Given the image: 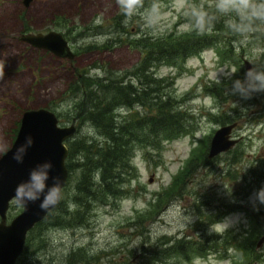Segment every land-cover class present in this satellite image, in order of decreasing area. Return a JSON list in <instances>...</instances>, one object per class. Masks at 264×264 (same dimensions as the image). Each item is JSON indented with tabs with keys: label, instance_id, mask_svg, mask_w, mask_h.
<instances>
[{
	"label": "rangeland",
	"instance_id": "374dc122",
	"mask_svg": "<svg viewBox=\"0 0 264 264\" xmlns=\"http://www.w3.org/2000/svg\"><path fill=\"white\" fill-rule=\"evenodd\" d=\"M145 1V8L159 5V21L152 28L145 27L141 16L126 20L115 0H32L28 6L22 0H0V155L11 146L27 108L53 110L60 125L74 121L75 138H102L90 121L74 116L78 108L68 84L76 71L92 77L118 75L157 39L163 49L179 38L205 41L199 52L177 62L156 61L153 69L158 77L172 78L162 90L183 99L179 106L189 111L195 128L161 138L159 146L135 145L133 174L123 178L119 194L92 198L84 223L66 214V224L47 220L32 228L15 264H264V244L256 247L261 224L251 215L260 206L264 210L253 199L264 187V93L249 99L234 96L227 79L233 68L234 78L243 79L245 59L251 66L264 65V33H235L230 18L197 32L189 15L192 6L212 13L213 0ZM49 30L64 35L73 59L19 38L23 32ZM130 111L121 109L125 115ZM231 122L236 125L230 136L237 142L208 157L214 131ZM75 169L62 188L61 200L70 212L77 207ZM21 210L13 199L7 221ZM212 219L218 221L210 224ZM212 233L228 238L207 242L216 249L198 251L197 243L205 246L204 237ZM183 238L191 245L183 242L184 250H173ZM80 248L97 257L85 261L76 254Z\"/></svg>",
	"mask_w": 264,
	"mask_h": 264
},
{
	"label": "trees",
	"instance_id": "16d2710c",
	"mask_svg": "<svg viewBox=\"0 0 264 264\" xmlns=\"http://www.w3.org/2000/svg\"><path fill=\"white\" fill-rule=\"evenodd\" d=\"M152 43L153 46L146 50L140 60L123 73L92 77L85 72L76 71L75 77L69 81V96L72 97L73 107L78 108L74 116L78 120L82 116L81 121H90L99 129L102 138L94 135L75 138L73 135L68 140L66 166L69 172L79 169L74 194L77 207L72 212L67 211L60 200L32 228L47 220H51V224H66V214H70L75 222H86L92 198L109 194L112 196L123 190V178L133 174L134 166L131 162L135 145L159 146L161 138H173L195 128L190 123L189 111L179 106L183 99H173L168 91L162 90L165 88L163 84L168 87L171 85L172 78L169 75L158 77L153 69L156 61L177 62L176 58L184 60L189 54L199 52L205 41L200 36L179 38L167 49H163V41L160 39ZM176 53H180V56ZM121 109L131 111L125 115ZM96 173H99V177ZM251 215L261 224V235L264 232L262 206L251 212ZM217 221L212 219L209 223ZM204 238L206 245L203 246L204 242L197 243L198 251L207 246L216 249V246L207 242L216 244L218 240L227 239L228 235L212 233ZM178 240L181 243L172 245L173 250H184L186 247L183 242H190L191 245V241L185 238L175 242H179ZM146 252L149 250L144 249L143 253ZM76 254L80 258L84 257L85 261L89 256L97 257L81 248Z\"/></svg>",
	"mask_w": 264,
	"mask_h": 264
},
{
	"label": "water",
	"instance_id": "95a60500",
	"mask_svg": "<svg viewBox=\"0 0 264 264\" xmlns=\"http://www.w3.org/2000/svg\"><path fill=\"white\" fill-rule=\"evenodd\" d=\"M32 0H22L28 6ZM21 40L32 46L47 49L54 55L73 59L75 52L71 49L64 35L58 30L47 32H23L19 35ZM246 69L250 68V62L244 60ZM236 122L220 125L210 139L208 157H213L228 150L237 139L230 136ZM74 121L68 125L58 123L57 114L46 107L27 108L23 110L20 123L11 146L0 155V264H15L22 253L28 231L46 214L53 209L40 208V200L29 202L26 207L7 221V211L10 202L15 199V189L18 184L28 179L30 170L45 162H50L52 168L49 186L59 182L62 188L66 183L69 173L66 166L68 146L66 140L76 131ZM31 139V146L27 148L23 156V162L18 163L13 159V153L17 147ZM41 200L43 195H41ZM264 244V232L256 241V247ZM251 264H257L253 262Z\"/></svg>",
	"mask_w": 264,
	"mask_h": 264
},
{
	"label": "clouds",
	"instance_id": "9594fccd",
	"mask_svg": "<svg viewBox=\"0 0 264 264\" xmlns=\"http://www.w3.org/2000/svg\"><path fill=\"white\" fill-rule=\"evenodd\" d=\"M120 12L126 20L133 16H141L145 27L152 28L159 21V5L153 3L145 8L144 0H115ZM212 13L197 9L192 6L189 13L193 28L203 33L206 27L221 18H230L231 30L240 35L247 36L251 33H264V0H213L210 5ZM236 69L227 73V79L231 80L230 93L242 99H249L256 93H264V65L256 62L244 72L243 79L236 77ZM2 75V68H0ZM31 146V139L17 147L13 153V159L18 163L23 162V156L27 148ZM52 168L50 162L40 164L30 170L28 179L17 185L15 189V202L21 207H26L29 202L40 200V208L48 209L54 207L62 199V190L59 182L49 186L46 182L49 179V172ZM41 195L43 199L41 200ZM254 202L264 204V187L254 194ZM230 224H225V227Z\"/></svg>",
	"mask_w": 264,
	"mask_h": 264
},
{
	"label": "flooded vegetation",
	"instance_id": "af4514ba",
	"mask_svg": "<svg viewBox=\"0 0 264 264\" xmlns=\"http://www.w3.org/2000/svg\"><path fill=\"white\" fill-rule=\"evenodd\" d=\"M76 56V55H75Z\"/></svg>",
	"mask_w": 264,
	"mask_h": 264
}]
</instances>
